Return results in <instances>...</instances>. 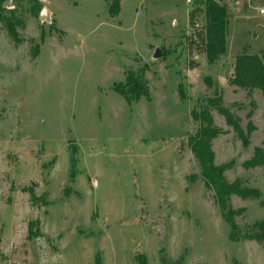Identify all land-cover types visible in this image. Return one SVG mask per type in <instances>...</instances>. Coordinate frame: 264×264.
Wrapping results in <instances>:
<instances>
[{
	"label": "rangeland",
	"instance_id": "obj_1",
	"mask_svg": "<svg viewBox=\"0 0 264 264\" xmlns=\"http://www.w3.org/2000/svg\"><path fill=\"white\" fill-rule=\"evenodd\" d=\"M37 1H5L16 36L0 20V264H264V238H244L264 237V165L245 166L264 95L231 82L238 54L264 52V0L223 2L214 62L204 0ZM139 69L149 94L129 102L114 83ZM217 95L249 139L211 108L215 162L260 193L231 198L238 240L188 144L192 110Z\"/></svg>",
	"mask_w": 264,
	"mask_h": 264
},
{
	"label": "trees",
	"instance_id": "obj_2",
	"mask_svg": "<svg viewBox=\"0 0 264 264\" xmlns=\"http://www.w3.org/2000/svg\"><path fill=\"white\" fill-rule=\"evenodd\" d=\"M6 0H0V20L10 25L9 32L16 36L13 20L9 15L4 13V3ZM38 3L37 0H32ZM225 0H204V12L206 16L205 29V51L210 62L216 61L220 56L227 53V37L229 26V12L227 5L223 3ZM120 0H114L111 4L110 11L112 14H118L120 11ZM39 8V7H38ZM35 8L34 13H38ZM194 14V12H192ZM13 18V17H12ZM38 52L35 51V54ZM231 82L248 91L251 98L253 91L259 89L264 95V52L262 53H241L236 56L235 72L231 78ZM182 84L180 83V93ZM114 89L123 95L129 102L139 101L143 97H147L149 89L145 78V71L127 72L126 79L118 83H114ZM182 94V93H181ZM183 99L185 96L182 94ZM252 109L247 113L249 119L247 130L252 133L257 127L252 117L254 115L257 103L254 99L250 101ZM211 108L225 116L228 124L232 125L238 136L244 141H248L249 136L244 131L241 124V118L237 116L231 108L223 103V96L209 97L207 104L200 110L193 109L192 116L196 121L201 123L197 133L191 135L188 144L199 162L202 170V176L207 188L215 193V201L219 205L224 220L230 225L231 237L238 240L240 233L238 225L235 221L236 210L231 205L233 195H240L244 198L259 197L260 193L256 189H250L243 186L240 179L234 181L228 180L225 175L226 165L217 164L215 162V151L213 149V139L223 133V129L215 123ZM264 165V148H255L254 155L245 162L248 168ZM195 177V176H194ZM244 238L261 240L264 237L255 234H245ZM141 264H147L145 256L141 260Z\"/></svg>",
	"mask_w": 264,
	"mask_h": 264
},
{
	"label": "water",
	"instance_id": "obj_3",
	"mask_svg": "<svg viewBox=\"0 0 264 264\" xmlns=\"http://www.w3.org/2000/svg\"><path fill=\"white\" fill-rule=\"evenodd\" d=\"M44 11H46V9H44Z\"/></svg>",
	"mask_w": 264,
	"mask_h": 264
},
{
	"label": "built area",
	"instance_id": "obj_4",
	"mask_svg": "<svg viewBox=\"0 0 264 264\" xmlns=\"http://www.w3.org/2000/svg\"><path fill=\"white\" fill-rule=\"evenodd\" d=\"M263 12V11H262Z\"/></svg>",
	"mask_w": 264,
	"mask_h": 264
}]
</instances>
